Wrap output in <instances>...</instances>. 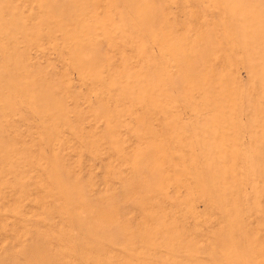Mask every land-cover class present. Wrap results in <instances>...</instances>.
<instances>
[{
  "label": "rangeland",
  "instance_id": "1",
  "mask_svg": "<svg viewBox=\"0 0 264 264\" xmlns=\"http://www.w3.org/2000/svg\"><path fill=\"white\" fill-rule=\"evenodd\" d=\"M0 264H264V0H0Z\"/></svg>",
  "mask_w": 264,
  "mask_h": 264
}]
</instances>
